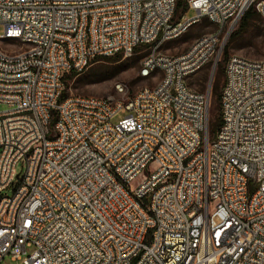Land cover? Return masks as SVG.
Masks as SVG:
<instances>
[{"label": "built area", "instance_id": "built-area-1", "mask_svg": "<svg viewBox=\"0 0 264 264\" xmlns=\"http://www.w3.org/2000/svg\"><path fill=\"white\" fill-rule=\"evenodd\" d=\"M250 8L264 21V0H0V264H264V55L227 57L214 134L187 84ZM140 46L154 86L61 97Z\"/></svg>", "mask_w": 264, "mask_h": 264}, {"label": "rangeland", "instance_id": "rangeland-1", "mask_svg": "<svg viewBox=\"0 0 264 264\" xmlns=\"http://www.w3.org/2000/svg\"><path fill=\"white\" fill-rule=\"evenodd\" d=\"M253 12V18L241 35L233 39L230 38V34L237 28L239 21L229 31L224 43V46L227 47V54H224L223 46L222 52L215 62H209L187 78V84L191 89L209 94L217 66L223 67L227 57L231 54H238L251 59H257L264 55V21L255 10ZM192 14L193 10L185 12L187 16ZM214 28V25L202 21L191 26L180 37L166 42L160 47V50L168 54H177L184 51L197 36L212 31ZM1 34H3V26L0 23ZM147 52V47L140 46L130 56L98 58L79 72L66 73L63 96L69 94L91 95L126 101L141 88L152 87L162 78L159 71H155L147 77L140 75V63ZM6 107V104L0 103V111ZM2 262L3 264H19L21 260H12L9 255H6Z\"/></svg>", "mask_w": 264, "mask_h": 264}, {"label": "trees", "instance_id": "trees-1", "mask_svg": "<svg viewBox=\"0 0 264 264\" xmlns=\"http://www.w3.org/2000/svg\"><path fill=\"white\" fill-rule=\"evenodd\" d=\"M253 8L248 9L240 18L237 28L230 34V38L233 39L241 35L248 27L250 20L254 16ZM224 54H227V47L224 46ZM119 56V55H115ZM225 66V64H224ZM224 66H217L213 75L210 92H209V106H208V127L209 131L214 134L220 125V92L224 83ZM62 91L61 97L63 96Z\"/></svg>", "mask_w": 264, "mask_h": 264}, {"label": "bare ground", "instance_id": "bare-ground-1", "mask_svg": "<svg viewBox=\"0 0 264 264\" xmlns=\"http://www.w3.org/2000/svg\"><path fill=\"white\" fill-rule=\"evenodd\" d=\"M0 41H16V34L11 32H3V34L0 35ZM240 57H244L239 55ZM162 74V72H161ZM162 80V78L160 79ZM118 102H127L130 101V98H128L126 101L123 100H117Z\"/></svg>", "mask_w": 264, "mask_h": 264}]
</instances>
